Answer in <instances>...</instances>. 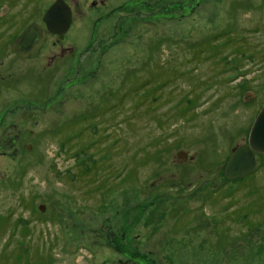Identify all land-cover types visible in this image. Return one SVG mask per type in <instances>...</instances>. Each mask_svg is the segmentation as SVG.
<instances>
[{"label":"rangeland","instance_id":"1","mask_svg":"<svg viewBox=\"0 0 264 264\" xmlns=\"http://www.w3.org/2000/svg\"><path fill=\"white\" fill-rule=\"evenodd\" d=\"M69 1L35 59L0 35V264H264V154L223 174L264 102V0Z\"/></svg>","mask_w":264,"mask_h":264},{"label":"water","instance_id":"2","mask_svg":"<svg viewBox=\"0 0 264 264\" xmlns=\"http://www.w3.org/2000/svg\"><path fill=\"white\" fill-rule=\"evenodd\" d=\"M64 4L57 0L52 6H50L44 16V19L49 26L48 30L53 33H58L62 37L63 32L69 25V13L68 19L64 20L62 26L54 25L55 14L62 10ZM62 21V20H61ZM44 42V34L42 31L30 25L24 32L13 42L12 50L18 53L23 58H32L37 55L38 49ZM247 94H250V98L246 99ZM253 93L249 92L243 96V101L251 100ZM255 153L264 154V102L258 110L248 132L247 142L235 147L226 163L224 165L223 174L227 179L235 180L241 179L245 176L253 173L256 168ZM177 156L182 160L186 159L185 152L178 151ZM39 210H44V205L39 206Z\"/></svg>","mask_w":264,"mask_h":264},{"label":"flooded vegetation","instance_id":"3","mask_svg":"<svg viewBox=\"0 0 264 264\" xmlns=\"http://www.w3.org/2000/svg\"><path fill=\"white\" fill-rule=\"evenodd\" d=\"M57 0H0V35L4 41L11 35L9 56L15 60L23 61L35 59L42 53L47 46L50 36L56 37L59 41L66 38L68 30L74 22V12L69 0H60L64 7L58 11L54 18L53 26H62L64 20L68 19L69 25L63 32L62 37L58 33H53L48 30L46 20L44 19L47 9L52 6ZM62 20V21H61ZM30 25L38 27L44 34V42L38 49L37 55L32 58H23L18 53L12 50L13 42L26 30ZM54 45L56 42H53ZM55 55L50 59L54 61Z\"/></svg>","mask_w":264,"mask_h":264},{"label":"trees","instance_id":"4","mask_svg":"<svg viewBox=\"0 0 264 264\" xmlns=\"http://www.w3.org/2000/svg\"><path fill=\"white\" fill-rule=\"evenodd\" d=\"M247 177V176H246Z\"/></svg>","mask_w":264,"mask_h":264}]
</instances>
